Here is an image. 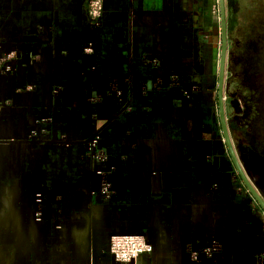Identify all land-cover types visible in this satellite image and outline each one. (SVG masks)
<instances>
[{"label": "crops", "instance_id": "1", "mask_svg": "<svg viewBox=\"0 0 264 264\" xmlns=\"http://www.w3.org/2000/svg\"><path fill=\"white\" fill-rule=\"evenodd\" d=\"M85 4L0 0V264H117L118 232L151 245L135 264H256L264 210L216 128L219 0H102L94 28Z\"/></svg>", "mask_w": 264, "mask_h": 264}, {"label": "rangeland", "instance_id": "2", "mask_svg": "<svg viewBox=\"0 0 264 264\" xmlns=\"http://www.w3.org/2000/svg\"><path fill=\"white\" fill-rule=\"evenodd\" d=\"M227 10V65L225 62L222 85L225 121L234 140L244 146L253 145L264 155V0H228ZM217 41L212 92L217 109L216 128L224 140L217 102L220 27Z\"/></svg>", "mask_w": 264, "mask_h": 264}, {"label": "built area", "instance_id": "3", "mask_svg": "<svg viewBox=\"0 0 264 264\" xmlns=\"http://www.w3.org/2000/svg\"><path fill=\"white\" fill-rule=\"evenodd\" d=\"M102 0H86L85 4V25L89 28H94L100 25L102 20ZM86 50H90V46L86 47ZM142 62L145 64H156L161 66V68L165 71H171L173 69L168 68L167 65L162 64L163 62L159 60L156 56L148 54L144 55L141 58ZM119 92L117 91V96L120 99ZM98 134L95 133L90 138H88V148H87V156L89 158L99 159V151L95 148L97 143ZM96 152V153H95ZM97 175L103 177V171H96ZM95 195L99 197L101 200H107L111 194V185L106 180H101L100 185L95 190ZM151 250V245L146 242L143 235L127 233V232H118L113 234L109 239V253L112 255L114 261L117 264H135V260L137 257L145 252H149ZM219 247L216 245H210L204 249V254L207 257H211L213 253L218 252ZM214 264H224L223 262H217ZM256 264H264V253H262L258 259Z\"/></svg>", "mask_w": 264, "mask_h": 264}, {"label": "flooded vegetation", "instance_id": "4", "mask_svg": "<svg viewBox=\"0 0 264 264\" xmlns=\"http://www.w3.org/2000/svg\"><path fill=\"white\" fill-rule=\"evenodd\" d=\"M84 14H85V9H84ZM228 22L229 21L227 18L226 36H225L226 42H227V33H228ZM226 47H227V44H226ZM226 51H227V48H226ZM225 62L227 65V56L225 57ZM233 104L234 103H232V105ZM235 116L236 115H234V117ZM233 120H235V118H233ZM226 126H227L228 136L230 137L229 140H231L230 143H231L234 155H235V157L239 163V166H240L244 176L247 178V180H250L253 183L254 190L257 193H259L261 196L264 193V183L261 181V178H263V176H264L263 172H262V170L264 169V155L260 154V152H258V150L255 148V146H253V145L244 146L243 142H240L238 140H234L232 133L229 130V126H228L227 122H226ZM223 138H224V136H223ZM228 152H229V150H228ZM229 156L231 158L230 153H229ZM231 160H232V158H231ZM235 171H236L237 176L235 174L234 178L239 177L243 181V179L240 175V172L237 170L236 166H235Z\"/></svg>", "mask_w": 264, "mask_h": 264}, {"label": "water", "instance_id": "5", "mask_svg": "<svg viewBox=\"0 0 264 264\" xmlns=\"http://www.w3.org/2000/svg\"><path fill=\"white\" fill-rule=\"evenodd\" d=\"M219 11H220V29H221V52H220V60H219V67H218V81H217V100H218V108H219V118L221 123V130L224 136L225 143L228 147L229 153L231 155L232 161L234 165L236 166L237 170L240 172V175L245 183V185L248 187L249 191L252 193L254 198L257 200V202L260 204L262 209L264 210V193L260 196L252 187V185L249 183L247 178L244 176L239 163L234 155L229 136L227 133V126L224 116V109H223V97H222V85H223V74H224V68H225V57H226V16H225V8H224V1L219 0Z\"/></svg>", "mask_w": 264, "mask_h": 264}]
</instances>
